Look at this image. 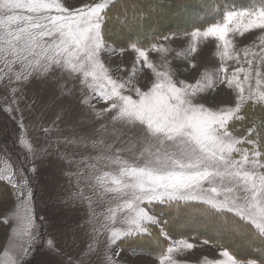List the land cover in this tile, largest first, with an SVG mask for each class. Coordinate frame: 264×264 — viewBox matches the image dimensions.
Masks as SVG:
<instances>
[{
    "label": "snow or ice",
    "instance_id": "obj_1",
    "mask_svg": "<svg viewBox=\"0 0 264 264\" xmlns=\"http://www.w3.org/2000/svg\"><path fill=\"white\" fill-rule=\"evenodd\" d=\"M166 7L171 6L158 0H93L79 7L68 0H0V80L7 78L6 87L37 81L44 95L34 92L32 106L40 104L42 110H56L62 122L65 117L68 122L76 119L71 101L79 97L74 93L66 96L60 80H79L89 93L81 103L92 109L82 110L79 120L88 122L105 114L110 117L98 131L106 133L111 142L89 137L81 140L85 148L98 150L92 158L96 162L93 168L105 165L112 169L102 170L96 182L104 193L111 194L115 206L107 208L103 223L94 211L88 221L94 233L97 224L108 232L109 246L128 242L135 254L144 251L136 242L147 238L159 248V264H179L174 254L194 245L184 238L172 239L168 225L174 217L195 210L220 226L236 244V248L222 245L223 258L208 264H264V120L242 136L235 133L243 132V128L234 127L248 119L241 111L249 101L260 106L264 115V35L259 37V52L243 50L248 68L238 67L228 75L223 63L233 58L232 52L239 56L230 33H264V0H224L207 26L183 30L189 38L183 53L189 69L195 68L191 57L201 39L214 38L219 42L217 48L223 47L218 52L222 61L219 70L203 73L195 83L178 79L179 68L173 70L167 60L163 70L149 60V50L168 51L163 44L152 43L149 48L138 41L129 43L136 53L131 71L125 79L114 78L102 55L126 49L110 41L109 25L112 30L139 31ZM114 11L115 18L111 15ZM153 39L168 41L171 36L154 35ZM180 55L177 53V57ZM254 64L255 87L249 84L245 95L244 85L251 79ZM144 69L151 70L154 77L146 90L135 79ZM116 71H120L119 66ZM241 72L243 81L239 78ZM217 83L235 87L234 107L214 109L200 102L201 94L215 90ZM12 91L9 106L0 111L14 120L12 113L19 109L12 105H18L22 98L15 95L16 87ZM92 99L105 102L107 107L96 110ZM16 128L22 129L23 124L17 123ZM19 140L32 150L23 136ZM116 142L130 147L113 151ZM138 145L142 147L136 154L133 149ZM124 151L132 154L126 157L121 154ZM0 182L14 190L21 210L17 217L22 225L19 234L24 240L18 245L19 255L9 257L8 264H86L85 249L72 252L75 231L66 233L63 243L43 239L42 225L33 212V192L22 169L16 172L5 167L0 170ZM76 199L68 197L71 203ZM157 206L161 208L158 213ZM117 222L121 227L113 226ZM92 252L89 246L87 253ZM95 264L114 261L105 250Z\"/></svg>",
    "mask_w": 264,
    "mask_h": 264
},
{
    "label": "rangeland",
    "instance_id": "obj_2",
    "mask_svg": "<svg viewBox=\"0 0 264 264\" xmlns=\"http://www.w3.org/2000/svg\"><path fill=\"white\" fill-rule=\"evenodd\" d=\"M68 2L79 7L81 4L91 3L93 0H68ZM194 16L195 14L187 16L185 21L191 20ZM164 35L171 36V39L168 41L153 39L146 44L140 42L145 47L150 48L152 43H157L163 44L168 49L164 53L151 50L148 52L149 60L161 70H163L164 61L167 60L173 70L179 68L178 79L187 83H195L203 73H214L219 70L222 61L218 52L222 51L223 47L218 49L217 44L219 42L214 38L210 37L207 40L201 39L199 41L197 52L191 57L195 68L189 69L188 61L183 57V53L189 44V38L185 37L181 30H170L162 36ZM262 35L264 33L259 30H250L243 35L237 33L232 36L231 33L229 34L233 40V47L239 52V56L237 57L235 52H232L231 48L229 49L233 58L223 61L228 75H231L238 67L248 68L243 50L248 48L251 51L259 52L261 48L259 37ZM116 46L118 48L124 47L126 50L123 53L117 51L115 55L105 53L102 55V60L114 78L125 79L135 62L136 53L129 47V43H116ZM177 53L181 55L177 57ZM118 66L120 71H116ZM261 71L264 74V69ZM2 75L3 73H0V76ZM57 75L60 74L57 73ZM243 77L244 73H239L241 81H243ZM153 78L149 69L138 72L135 77L144 90L150 87ZM6 84V77L0 80V109H6L9 106L14 95L12 87L17 88L15 95L22 99L18 105H12L13 108L19 109L12 113L14 120L9 118L4 111H0V170L5 167H10L16 172L23 170L33 192V212L37 222L42 225L43 239L54 238L63 243L66 239L65 234L75 231L77 238L72 252L75 253L80 248L85 249L83 255L86 264H95L96 261L102 259L105 250H107V254L114 261V264H159L157 259L159 248L153 241L146 238L138 240L136 244L142 247L144 251L138 250L133 254L128 242H117L116 245L109 246L108 232L97 224V232L94 233L88 224L93 211L98 214L96 219L103 223L107 208L114 207L115 202L112 200L111 194L104 193L96 182V177L102 170L110 171L112 169L105 165H97L93 168L92 165L96 162L92 158L98 155V150L91 147L85 148L84 144L81 143L84 137L108 140L106 133L98 131L101 130V125L107 124L110 120L107 114L95 120L89 118L88 122L79 120L78 114L82 110L92 111L90 105L81 103L89 95L87 89L82 88L79 80L71 78L60 80V85L66 96H71L74 93L76 97H79V99H72L71 101L72 112L76 119L68 122L65 117L62 122L57 118L56 110H42L40 104L32 106L34 92L38 96L44 95L41 93L37 81H32L30 84L14 83L12 87H6ZM249 84L255 87V64L251 71V79L248 84L244 85L245 95H247ZM261 88L264 89V84L261 85ZM236 95L234 86L228 88L217 83L215 90L201 94L199 99L200 102L206 103L207 106L214 109L234 107ZM247 104H252V102L249 101ZM91 105H94L96 110L107 107L105 102H97L95 99L91 100ZM17 123H22L23 128L17 130ZM235 134L242 136L238 132ZM21 136L25 138L28 145H31V151L28 147L21 145L19 140ZM88 142L91 144V139ZM108 142L111 141L108 140ZM128 147L130 146L116 142L113 145V151L116 148ZM140 147L142 146L138 145L133 149V152L138 154ZM121 154L127 157L132 153L124 151ZM33 167L36 169L35 172L31 171ZM69 196L77 197L75 203L69 202ZM156 209L157 213L160 212ZM20 212L21 210L17 208V199L13 189L7 197L0 198V264H8L9 257L20 253L18 245L24 242L19 234L22 225L17 217ZM181 215L182 220L178 222L180 225L176 224L175 226H180L178 230L181 233L169 232V235L172 239L184 238L194 247L174 254V258L179 264H208L209 261L222 259L220 252L224 248L221 243L227 239L231 245L236 246L235 242L225 235L220 226H215L212 229L207 227L206 235L203 236L192 233L193 226L197 227L201 221L206 220L202 215L195 219L190 210ZM113 226L121 227L119 222ZM200 229L205 230L206 228L201 227ZM156 231L158 230L156 229ZM212 238H216V240ZM204 240H208L209 243H204ZM89 246L93 249L90 254L87 253ZM117 252L119 255H116ZM89 256L90 261L88 260Z\"/></svg>",
    "mask_w": 264,
    "mask_h": 264
},
{
    "label": "trees",
    "instance_id": "obj_3",
    "mask_svg": "<svg viewBox=\"0 0 264 264\" xmlns=\"http://www.w3.org/2000/svg\"><path fill=\"white\" fill-rule=\"evenodd\" d=\"M158 2H162L163 4L171 7H166L158 14L152 16L147 24H145L139 31L135 29H124L122 31L119 29L112 30V25H109L108 35L110 40L115 41L119 44H127L134 41L146 44L149 41L153 40L154 35L162 36L170 30H190L194 25L204 27L213 20L214 10L217 7L221 6L224 0H158ZM177 5H181V7H176ZM191 14H195V16L191 20L185 21V18L187 16H190ZM111 15H113V18H115L116 12L114 11L113 13H111ZM241 115H246L248 117L246 121L235 123L236 129L243 128V132H238L242 135L247 133L246 130L249 127H253L254 124L260 123L262 120H264V115H262L261 107L255 106L253 104L245 105L244 109H242ZM11 190L12 188L6 182H0V198L7 197L11 193ZM156 210L160 211V206H158ZM190 212L192 213V217L195 219L200 216V214L195 210H190ZM165 219H168V217L165 216ZM181 220L182 215L174 217L172 219V223L168 225L169 232L181 233L178 230L180 226L175 227L176 224H179L178 222H180ZM198 226L192 227L194 229L192 233L203 236L206 235L207 227H210L212 229L218 225L206 219L204 221H201ZM201 227L206 229L201 230ZM153 231L156 232V229H154ZM213 240H216V238H214ZM221 244L225 246L230 245L231 248H236V246L234 247L229 243L228 239ZM236 250L239 251L240 249L237 248Z\"/></svg>",
    "mask_w": 264,
    "mask_h": 264
}]
</instances>
